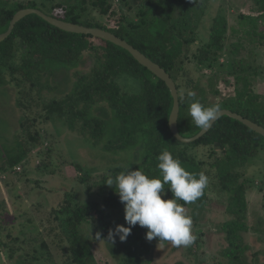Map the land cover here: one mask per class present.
<instances>
[{
  "label": "trees",
  "instance_id": "16d2710c",
  "mask_svg": "<svg viewBox=\"0 0 264 264\" xmlns=\"http://www.w3.org/2000/svg\"><path fill=\"white\" fill-rule=\"evenodd\" d=\"M140 1L135 20H130L112 0H75L50 6L35 1L0 3V34L7 31L13 16L23 9H37L63 22L104 30L137 49L173 80L178 93L177 129L180 136L190 138L201 130L189 115L190 103L195 101L205 107L219 105L220 110L236 113L264 129V97L254 93L251 81L258 73L257 68L236 58V49H233L230 53L233 57L226 68L214 71L224 49L226 19L215 17L209 28V40L194 49L198 36L197 25L191 18L192 0ZM253 1L258 5L259 14L242 18L252 27L249 34L258 36L259 44L264 45V34L255 32L259 22H264V0ZM177 11L179 15L175 17ZM92 12L104 21L93 18ZM189 60L198 72L210 71L205 85L192 76L187 66ZM60 69L71 75L68 91L52 98L44 97L43 91L56 88L51 84V74ZM120 77L136 80L138 92H126L117 82ZM0 87L19 91L18 105L24 113L30 107V100H36L33 97L37 96L42 102L44 116L63 120L69 130L80 132L92 143L103 139L106 128L104 121L92 116L90 110L97 104H104L115 119L117 133L115 139L104 144L105 151L142 149L139 163L131 167H114L103 176L101 182L107 188V194L100 202L87 201L70 211L64 235L67 264H94L96 261L91 238L80 233L84 225L96 227L92 236L95 241L109 239V229H114L108 210H120L123 204L115 193V185L107 186L106 179L136 169L149 178H161L157 157L165 150L197 178L203 172L225 195L226 212L232 220L223 224L227 242L223 255L227 264H248L245 257L247 247L241 236L247 230L244 220L248 183L243 177L246 167L260 154L264 156V137L223 116L200 139L189 144L181 143L173 137L168 126L173 100L163 81L138 64L124 49L89 35L64 32L33 14L16 23L10 35L0 43ZM24 89L32 93L31 99L28 98L29 91L27 93ZM189 91L195 93L191 100L187 97ZM43 98L46 99L42 101ZM31 121L25 119L21 124V133L28 138L22 139L23 134L16 137L14 145L6 150L8 156L1 164V172L23 162L27 142H39V132H30ZM197 150L205 151L209 160L198 158ZM162 198L172 199L173 194L165 189ZM207 200L206 186L196 201L178 203L196 212L205 208ZM61 208L66 207L62 205ZM55 212L58 213V208ZM139 227L131 229L123 243L124 254L117 264H147L142 256L148 249ZM43 251L48 252L46 243L39 245L38 253L26 254L14 264H40Z\"/></svg>",
  "mask_w": 264,
  "mask_h": 264
},
{
  "label": "rangeland",
  "instance_id": "374dc122",
  "mask_svg": "<svg viewBox=\"0 0 264 264\" xmlns=\"http://www.w3.org/2000/svg\"><path fill=\"white\" fill-rule=\"evenodd\" d=\"M35 1L47 5L66 4L75 0H0V3ZM51 1V2H50ZM130 19L135 20L140 0H112ZM194 9L191 18L197 25L198 41L194 49L209 40V28L217 16L227 21L224 36V49L214 71L226 68L234 56L243 59L246 64L257 68L252 76L254 93L264 97V45L259 44L258 36L249 34L251 25L242 16L249 18L259 14L258 5L253 0H192ZM195 5H199L196 6ZM56 12H59L56 9ZM179 15L177 11L175 17ZM91 16L104 21L96 12ZM256 33L264 34V22L260 21ZM192 76L205 85L209 70L198 72L194 64L187 63ZM216 68V69H215ZM224 77V76H223ZM71 75L64 70L52 71L51 84L56 88L43 91L46 98H52L68 91ZM118 84L129 93H136L139 84L129 77H120ZM28 93V89H24ZM29 91L28 98L31 99ZM19 91L12 87H0V167L7 158L6 150L14 145L21 133V124L25 119L31 121L30 132H39V142L25 144L26 157L14 168L0 171V264L20 262L26 254L38 253L41 243H46L48 252L42 255L40 264H67V244L64 235L66 219L77 205L87 201L100 202L107 194V188L101 180L105 174L117 166L131 167L140 162L141 147L108 153L104 144L115 139L116 122L112 113L104 104H97L90 110L92 116L105 123V135L97 143H92L78 131H71L65 122L55 117L44 116L42 105L33 97L29 109L24 113L18 105ZM46 98H43L44 101ZM30 124V122H29ZM33 124V125H32ZM27 135L23 138L27 140ZM13 150V148H11ZM198 158L209 160L203 150H197ZM18 167L20 169H18ZM247 211L245 224L247 230L241 233L247 247L245 257L248 264H264V156L259 155L245 169L244 177ZM208 200L202 211L191 212L184 207L186 215L192 219L191 234L193 242L188 246H173L170 242H161L158 238L149 241L146 228L139 227L144 237L147 254L142 256L147 264H227L223 249L226 247L223 224L232 220L226 212L225 195L219 192L213 180L207 183ZM65 205L66 208H61ZM58 208V213L55 210ZM113 228L116 225L127 226L124 219V205L120 210H108ZM139 225L135 226L138 227ZM96 227L87 224L80 229L83 236H89L94 264H117L124 254V241L115 237L95 241L92 239ZM48 255L47 259L44 258ZM12 256V257H10Z\"/></svg>",
  "mask_w": 264,
  "mask_h": 264
},
{
  "label": "clouds",
  "instance_id": "9594fccd",
  "mask_svg": "<svg viewBox=\"0 0 264 264\" xmlns=\"http://www.w3.org/2000/svg\"><path fill=\"white\" fill-rule=\"evenodd\" d=\"M187 97L191 100L195 93L189 91ZM219 113V105L205 107L199 101L190 103L189 115L200 129L209 128ZM157 160L161 178H149L136 169L106 179L107 186L116 187L115 193L124 205V219L128 225H116L114 229H109L110 240L114 241L118 236L120 241H125L131 229L139 225L148 230L146 238L149 241L158 238L160 243L170 242L177 247L193 242L192 219L178 201L184 204L196 201L207 186L208 177L203 172L198 174V178L196 174L189 173L169 151H163ZM165 189L171 191L172 199L162 198Z\"/></svg>",
  "mask_w": 264,
  "mask_h": 264
},
{
  "label": "water",
  "instance_id": "95a60500",
  "mask_svg": "<svg viewBox=\"0 0 264 264\" xmlns=\"http://www.w3.org/2000/svg\"><path fill=\"white\" fill-rule=\"evenodd\" d=\"M37 15L50 25L68 33L72 34H81V35H89L93 38L101 39L107 42H110L125 51H127L142 67L146 68L150 73H152L155 77L160 79L165 83L167 88L170 91V94L172 96L173 105L170 112V116L168 119V126L170 129L171 134L174 138H176L178 141L184 144L193 143L196 140L200 139L203 135H205L212 125L221 117L227 116L230 117L240 123H242L244 126L249 128L251 131L261 135L264 137V129L249 121L248 119H245L241 117L240 115L233 113L229 110H220V113L218 117L212 122L211 126L207 129H201L195 136L190 138H184L180 136L178 129H177V119L179 114V103H178V93L176 86L173 82V80L170 78V76L157 64L153 63L151 60H149L146 56H144L141 52H139L137 49L133 48L131 45L127 44L122 39L114 36L113 34L106 32L104 30L98 29V28H87L83 26H79L72 23L63 22L59 19L52 18L41 11L37 9H23L18 11L13 18L11 19L8 29L5 33L0 34V43L3 42L12 32L14 26L16 23H18L20 20H22L24 17L29 15Z\"/></svg>",
  "mask_w": 264,
  "mask_h": 264
},
{
  "label": "built area",
  "instance_id": "2783aa9c",
  "mask_svg": "<svg viewBox=\"0 0 264 264\" xmlns=\"http://www.w3.org/2000/svg\"><path fill=\"white\" fill-rule=\"evenodd\" d=\"M18 169H20V168L18 167Z\"/></svg>",
  "mask_w": 264,
  "mask_h": 264
}]
</instances>
